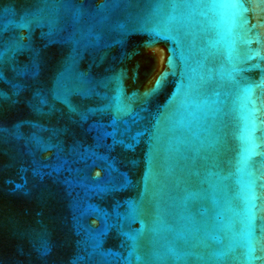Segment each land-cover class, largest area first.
I'll return each mask as SVG.
<instances>
[{
    "label": "water",
    "instance_id": "obj_1",
    "mask_svg": "<svg viewBox=\"0 0 264 264\" xmlns=\"http://www.w3.org/2000/svg\"><path fill=\"white\" fill-rule=\"evenodd\" d=\"M0 264H264V0H0Z\"/></svg>",
    "mask_w": 264,
    "mask_h": 264
},
{
    "label": "snow or ice",
    "instance_id": "obj_2",
    "mask_svg": "<svg viewBox=\"0 0 264 264\" xmlns=\"http://www.w3.org/2000/svg\"><path fill=\"white\" fill-rule=\"evenodd\" d=\"M171 58H169V62H170Z\"/></svg>",
    "mask_w": 264,
    "mask_h": 264
}]
</instances>
